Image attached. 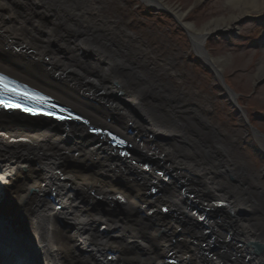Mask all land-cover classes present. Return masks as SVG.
I'll return each instance as SVG.
<instances>
[{
	"label": "bare ground",
	"instance_id": "1",
	"mask_svg": "<svg viewBox=\"0 0 264 264\" xmlns=\"http://www.w3.org/2000/svg\"><path fill=\"white\" fill-rule=\"evenodd\" d=\"M143 1L174 16L203 66L188 64L180 74L174 57L157 60L166 55L117 26L99 0H0V71L134 146L130 163L82 125L67 131L0 115V264H264L261 173L235 156L241 133L229 141L201 100L211 92L208 80L190 74L206 67L207 78L224 76L240 90L239 70L207 52L206 38L230 33L249 15L264 19V0H227L232 15L202 28L182 9ZM250 70L264 81V65ZM224 99L243 104L230 89ZM226 113L220 118L230 132ZM238 114L258 130L252 136L264 151V124ZM157 171L168 172L170 184ZM153 189L161 196L149 198ZM204 214L210 220L199 225Z\"/></svg>",
	"mask_w": 264,
	"mask_h": 264
},
{
	"label": "rangeland",
	"instance_id": "2",
	"mask_svg": "<svg viewBox=\"0 0 264 264\" xmlns=\"http://www.w3.org/2000/svg\"><path fill=\"white\" fill-rule=\"evenodd\" d=\"M161 1L169 7L182 9L188 16L187 22L194 23L199 28L215 19L229 18L233 13L227 0H205L199 5H195L193 0ZM99 2L102 9L107 11L108 16L116 22L117 26L127 30L128 33L134 32L137 37L144 40L150 50L158 53L161 57L166 55L162 58L156 56L157 60H167L169 56L174 57V67L180 71V74L185 70L183 67L188 64L194 69L195 64L198 67L203 66L202 62L195 60V49L190 41L188 42L186 30L168 11L163 8L158 10L152 8L151 5L144 4L141 0H99ZM237 24L230 33H225L222 36L208 35L205 47L206 51L213 56L227 57L229 62L226 63V67L239 70L236 87L239 86L240 90L231 88L226 83L228 79L224 76V80L218 79L217 83L215 79L207 78V74L211 72L206 67L205 69L199 68L198 71L193 69L190 74L192 78L196 76L198 79L208 80V88L211 89V92L203 93L201 100L205 104L204 107L211 112L210 119L215 124L222 125L229 141H231L230 135H234L235 132L241 133L242 137L238 140V145H235V156L242 157L251 171L261 173L259 181L264 188V151L252 136L255 131L254 127H249L244 122L246 119L238 114L240 109L247 113L248 119L252 114L255 119L259 120V123L264 124V81H255L254 74L247 75L246 73L250 67V71L254 73L260 65H264V19L259 14H253L240 19ZM169 50L171 51L169 52ZM47 60L49 62V59ZM174 80L177 85L183 83V80L181 82H178L177 78ZM186 89L196 92L191 84H186ZM229 89L243 104H235L234 107L224 99ZM255 105H258L259 108L252 111L251 107ZM223 112H227L225 119L229 125H235L230 126L232 130L230 132L226 131L225 123L221 119L223 117L220 118ZM247 131L248 133H246ZM262 134L264 135V131ZM206 260L205 262L211 259ZM205 262L204 264H206Z\"/></svg>",
	"mask_w": 264,
	"mask_h": 264
},
{
	"label": "water",
	"instance_id": "3",
	"mask_svg": "<svg viewBox=\"0 0 264 264\" xmlns=\"http://www.w3.org/2000/svg\"><path fill=\"white\" fill-rule=\"evenodd\" d=\"M2 115H3V116H4V115H7V116H8V115H12V113H11V112H9V113H5V112H4ZM17 116L20 117V118H23V117H22L21 115H19V114H17ZM25 119L29 120V122H36L37 120H40V119H37V118H36V119H29V118H27V117H26ZM40 121H41L42 123H45V124L48 123V122H46V121H44V120H40ZM48 124H51V125H53V126L56 127V128H58V127L60 128V127L64 126L63 123H61V124H59V123H58V124H54V123H50V122H49ZM69 124H70V122H69ZM91 138H92V137H91ZM99 140H100V139H95L96 142H99ZM100 142H101V140H100ZM106 144L108 145L107 142H106ZM110 152H112V154H113V153H116V154H117L116 151H111V150H110ZM131 155H133V154L131 153ZM133 156H134V155H133ZM130 163H131V162H130Z\"/></svg>",
	"mask_w": 264,
	"mask_h": 264
},
{
	"label": "snow or ice",
	"instance_id": "4",
	"mask_svg": "<svg viewBox=\"0 0 264 264\" xmlns=\"http://www.w3.org/2000/svg\"><path fill=\"white\" fill-rule=\"evenodd\" d=\"M4 107H9V105L5 104ZM25 111H27V109H25ZM33 114H35V113H33Z\"/></svg>",
	"mask_w": 264,
	"mask_h": 264
}]
</instances>
